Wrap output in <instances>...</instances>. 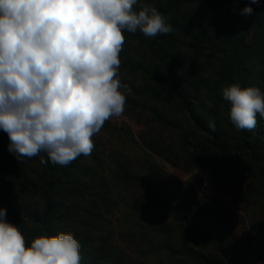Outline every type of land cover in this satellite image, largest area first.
Listing matches in <instances>:
<instances>
[{
  "label": "trees",
  "instance_id": "1",
  "mask_svg": "<svg viewBox=\"0 0 264 264\" xmlns=\"http://www.w3.org/2000/svg\"><path fill=\"white\" fill-rule=\"evenodd\" d=\"M226 1L139 0L133 6L135 11L140 10L141 3L155 7L166 17L173 31L152 38H146L139 29L134 34L123 32V49L127 56L131 42L135 41L148 53L138 60L128 58L124 66L144 80L142 86L134 89L135 94L142 91L155 100L164 96L172 98L194 126L208 133L209 143L195 148L186 165L212 159L219 165V171L234 168L227 158L229 138L253 154L261 143L264 146V126L257 122L254 130H237L229 119L230 102L222 95L223 89L234 83L241 87L256 86L264 93V0H259L258 4L250 0H237V4ZM226 3L230 5L225 6ZM246 6L253 9L251 15L242 14ZM221 84L225 87H220ZM203 90L211 94L216 106L224 111L227 128L218 124L215 114L205 119L207 123H215L213 132L198 113L196 100ZM130 101L137 104L135 99ZM152 113L169 123L155 109ZM9 143L7 133L0 130V172L11 176L10 182L2 181L0 208L6 209V219L18 227L26 245L30 246L32 240L41 235L72 233L81 245L80 252L84 250L87 254L80 264H102L103 257H114L106 256L105 250L111 247V235L104 232L109 224L105 215L110 214L113 201L106 196L107 186L94 181L97 175L84 164L83 158L78 157L67 166L51 161L41 164L40 156L48 160L46 153L20 161L8 151ZM125 175L123 178L129 182H142L141 178H131L128 171ZM85 176L89 179H84ZM192 218L186 219V230L193 233L196 229L202 230L198 238L208 245L214 244L216 252L206 254L186 243L179 249L171 243L164 244L172 257L189 259L191 264H251L240 256L224 232L206 229L208 218L200 201L196 202ZM190 219L198 224L197 228H193ZM29 222L34 224L35 230H26ZM151 229L156 230L153 225ZM95 242L96 246L87 248L86 243L94 245ZM113 251L124 255L119 249ZM121 255L113 264H127V259ZM261 259L264 260V255Z\"/></svg>",
  "mask_w": 264,
  "mask_h": 264
},
{
  "label": "clouds",
  "instance_id": "2",
  "mask_svg": "<svg viewBox=\"0 0 264 264\" xmlns=\"http://www.w3.org/2000/svg\"><path fill=\"white\" fill-rule=\"evenodd\" d=\"M139 0H0V130L17 160L46 153L40 163L67 166L89 156L92 137L121 117L132 89L119 78L124 31L146 38L173 31L166 17ZM258 4L259 0H250ZM246 6L242 14L251 15ZM229 119L254 130L264 118V93L256 86L225 87ZM215 132L216 126L209 121ZM0 208V264H80L72 233L41 235L26 245Z\"/></svg>",
  "mask_w": 264,
  "mask_h": 264
},
{
  "label": "rangeland",
  "instance_id": "3",
  "mask_svg": "<svg viewBox=\"0 0 264 264\" xmlns=\"http://www.w3.org/2000/svg\"><path fill=\"white\" fill-rule=\"evenodd\" d=\"M228 1L238 3L237 0ZM129 52L127 56L122 49L119 54V78L132 89L131 94L120 89L126 96L124 113L106 121L100 132L92 137L95 145L92 153L80 156L97 175L94 181L107 186L106 196L113 201L110 214L105 215L109 220L106 226L111 230L105 227L104 232L111 235V247L105 250L106 256L114 257H103L101 263L117 261L121 254L113 250L119 249L127 264H191L189 259L172 257L164 249V244L170 243L177 249L186 243L194 250L215 253L214 244L208 245L198 238L202 230L196 229L194 233L186 230V219H193L196 202L200 201L208 218L206 229L221 230L242 258L251 264H263V144L253 154L229 138L227 158L234 168L228 171H219V165L212 159L187 166L186 160L193 150L209 143L208 133L194 126L172 98L164 96L155 100L142 91L135 94L134 89L142 86L144 80L124 66L128 58L138 60L148 53L137 41L131 42ZM196 102L197 111L205 122L216 114L218 124L227 128L226 115L216 106L211 94L201 91ZM152 109L169 123L159 120ZM257 122L264 126V118L259 114ZM126 171L131 178H141L142 182L124 179ZM10 177L0 172V187L2 181L10 182ZM192 223L193 228H197L198 224ZM152 225L156 230L151 229ZM26 226L28 231L36 228L31 222ZM96 245V242L94 245L86 243L87 248ZM86 255V251L80 252L81 258Z\"/></svg>",
  "mask_w": 264,
  "mask_h": 264
}]
</instances>
